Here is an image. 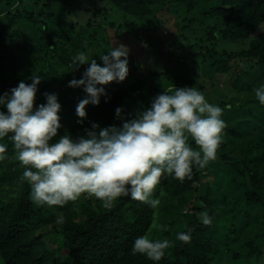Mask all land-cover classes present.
Segmentation results:
<instances>
[{"label":"trees","instance_id":"1","mask_svg":"<svg viewBox=\"0 0 264 264\" xmlns=\"http://www.w3.org/2000/svg\"><path fill=\"white\" fill-rule=\"evenodd\" d=\"M101 1L102 8L90 0L100 16L86 8V19L73 11L75 0H0V95L40 76L36 105L46 103L44 93L58 94L59 135L78 138L92 122L121 126L165 89L195 87L223 109L217 158L191 179L162 178L156 209L131 197L105 208L87 193L50 207L30 199L13 142L0 139L7 146L0 161V264H154L131 254L143 235L173 241L159 264H264V105L253 91L264 83V0ZM166 29L177 35L163 52ZM113 40L131 50L129 76L105 86L108 96L87 107L81 125L76 107L86 93L68 84L87 65L72 70V59L83 51L103 66L99 55ZM146 46L156 49L144 60ZM222 78L235 96L219 87ZM203 210L210 225L199 219ZM187 229L191 242L177 241Z\"/></svg>","mask_w":264,"mask_h":264},{"label":"clouds","instance_id":"2","mask_svg":"<svg viewBox=\"0 0 264 264\" xmlns=\"http://www.w3.org/2000/svg\"><path fill=\"white\" fill-rule=\"evenodd\" d=\"M116 45L113 40L111 50L99 55L103 66L83 51L72 59V70L88 65L82 78L68 84L86 93L76 107L81 125L88 117L87 107L99 106L101 97L108 96L105 86L129 76L131 50ZM30 79L31 83L22 80L0 95V139L9 137L13 142L15 158L24 167L21 180L29 184L30 199L37 205L63 207L87 193L105 208L121 197H131L156 209L160 200L154 190L162 178L191 179L194 169H204L217 158L226 128L223 109L195 87L165 89L153 98L151 107L124 119L121 126L92 122L85 134L74 138L67 132L59 135L63 125L58 94L44 93L46 103L37 106L42 78ZM253 91L264 105V83ZM116 116L123 119L122 108L116 109ZM6 153L7 146L0 143V161ZM199 219L206 226L213 222L207 210ZM63 222L59 215L56 223ZM176 240L190 243L191 229L176 233ZM172 246L168 238L143 235L134 240L131 254L159 264Z\"/></svg>","mask_w":264,"mask_h":264},{"label":"rangeland","instance_id":"3","mask_svg":"<svg viewBox=\"0 0 264 264\" xmlns=\"http://www.w3.org/2000/svg\"><path fill=\"white\" fill-rule=\"evenodd\" d=\"M75 1H76V3H74L73 11L75 9L76 12H78V14L82 18H86V19L89 16L85 12L86 8H89V9L93 10V14L95 13L96 15L100 16V14L95 11L94 5L91 4V2L93 3L95 1L98 4V7H100V8H102L105 5L101 0H91V2H90V0H75ZM160 35L163 37V39H165L167 41V44L165 46L161 47L163 49V52H166L169 49V45L171 46L173 44V41L175 40V37H176L177 34L175 33V34H173L171 36L170 31L168 29H166ZM177 44H176L177 46L181 45L180 43H177ZM154 49H156V46H153V47L146 46V51L142 55L143 59L147 60V58L152 54ZM87 67H88V65L85 67V70H86ZM225 79L222 78V80L219 81V83H218L219 87L223 88V89H226L227 93L229 95L235 96L236 95V89L234 88V86L232 85L231 81H229L228 78L226 80Z\"/></svg>","mask_w":264,"mask_h":264}]
</instances>
